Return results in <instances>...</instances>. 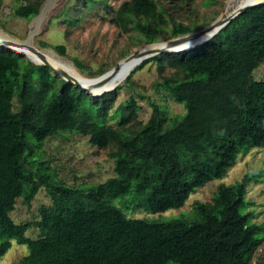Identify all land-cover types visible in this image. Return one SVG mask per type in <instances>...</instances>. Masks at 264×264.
Listing matches in <instances>:
<instances>
[{
  "label": "trees",
  "instance_id": "obj_1",
  "mask_svg": "<svg viewBox=\"0 0 264 264\" xmlns=\"http://www.w3.org/2000/svg\"><path fill=\"white\" fill-rule=\"evenodd\" d=\"M101 1L115 26L136 30L146 43L159 40L167 22L170 37L195 29L177 19L174 9L191 0H170V5L122 0L116 7ZM41 2L24 0L13 13L34 16ZM54 48L65 50L63 44ZM151 60L160 71L151 85L183 102L185 112L168 118L152 101L150 116L134 128L130 123L139 104L133 95L122 102L117 124L107 123L120 84L91 95L59 79L48 66L0 46V258L14 238L28 247L19 264H264L252 259L264 223L252 221V210H241L254 175L220 183L209 201L195 202L188 219L132 218L110 203L111 195L134 187L137 193L147 191L138 205L153 212L178 207L197 186L222 177L240 151L264 147V79L252 74L264 62V3L236 14L192 49L143 59L126 81L133 83L131 73ZM73 61L84 67L79 59ZM165 67L172 71L163 74ZM65 130L109 148L115 175L81 188L57 179L46 162L26 167L34 145L40 148L48 136ZM41 186L51 203L41 206L35 223L40 234L31 238L25 232L33 223L15 222L10 212L18 196L28 204Z\"/></svg>",
  "mask_w": 264,
  "mask_h": 264
},
{
  "label": "rangeland",
  "instance_id": "obj_2",
  "mask_svg": "<svg viewBox=\"0 0 264 264\" xmlns=\"http://www.w3.org/2000/svg\"><path fill=\"white\" fill-rule=\"evenodd\" d=\"M23 1L0 0V30L13 38L24 40L29 36L31 22L40 15L48 0H42L37 15L31 17H21L13 13V7ZM103 1L116 7L122 0ZM160 1L166 5L173 3L170 0ZM180 4L181 6L174 7L177 9V19L184 23H192L195 26L193 30H196L219 15L229 13L238 2L237 0H191L189 4L182 2ZM108 9L109 7L101 0L87 3H82L80 0H51L37 30L32 34V42L38 49L69 62L83 76H97L101 74V70L110 69L123 56L146 43L136 30L123 32L115 26L110 20ZM170 26V22H167L159 40L170 38ZM56 44L65 46L63 53L54 48ZM18 53L31 60L25 53ZM73 58L79 59L84 67L77 66ZM171 71V68L165 67L163 74ZM252 74L255 79H264V62L260 63ZM57 77L59 78L58 75ZM159 78L160 71L155 60L148 61L142 67L135 69L129 77L133 83L130 84L126 79L119 83L121 87L116 89L115 100L108 111L107 123L117 124L121 104L130 95H133L139 104L136 121L130 123L134 128L148 119L152 110V101L162 106L168 118L182 115L185 112L183 102L175 100L167 90L151 85ZM18 106L19 102L15 96L13 109L16 110ZM27 139L34 141L29 133ZM108 152L109 148H100L90 143L88 135L76 130H65L48 136L40 148L34 145V150L27 157L26 167L35 169L38 163L46 162L49 170L60 181L88 188L96 182L115 175L114 160ZM237 155L235 162L222 177L209 179L197 186L178 207L153 212L142 204L138 205L145 198L147 191L137 193L134 187L128 193L111 195L110 203L121 208L128 217L132 218L161 221L175 217L188 219L194 215L195 202L209 201L220 183H233L248 173L254 177L248 181L245 204L241 210H252L254 213L252 221L264 223V147H249ZM49 203H51L50 195L46 188L41 186L28 204L23 196H18L10 216L15 222L31 221L33 224L25 234L35 238L40 234L35 224L40 218V208ZM262 234L263 240L253 252L252 259L264 263V229ZM27 252L28 247L25 243H19L11 238V245L1 256L0 264H19ZM166 264L180 263L168 260Z\"/></svg>",
  "mask_w": 264,
  "mask_h": 264
},
{
  "label": "water",
  "instance_id": "obj_3",
  "mask_svg": "<svg viewBox=\"0 0 264 264\" xmlns=\"http://www.w3.org/2000/svg\"><path fill=\"white\" fill-rule=\"evenodd\" d=\"M264 3V0H239L237 6L232 9L227 14H221L217 18L213 19L211 22L205 24L204 26L192 30L183 34L172 36L166 40H156L152 42H147L133 50L132 52L126 54L110 69L102 72L97 76L85 77L89 82L88 85L80 83L78 80L73 79L70 75L60 69H56L52 66L50 62L43 59L41 64H44L50 68L53 74L70 81L74 86L84 89L91 95H100L105 91L113 90L120 82H122L126 76L131 72V70L139 64L143 59L148 58L154 54L160 52L169 51H181L192 49L199 44L204 43L209 40L214 34H216L224 25H226L231 18L244 11L245 9ZM37 15V14H36ZM34 15V16H36ZM33 35H29L28 38L32 39ZM23 39H16L10 36V39H0V46L11 48L15 50L13 45H22ZM32 49L40 52L38 48L31 46ZM17 51V50H15ZM24 53L23 51H18ZM32 60V59H31ZM125 64L124 70L118 73L119 67ZM117 73L118 79L108 84V80L111 74ZM95 90V91H93Z\"/></svg>",
  "mask_w": 264,
  "mask_h": 264
},
{
  "label": "bare ground",
  "instance_id": "obj_4",
  "mask_svg": "<svg viewBox=\"0 0 264 264\" xmlns=\"http://www.w3.org/2000/svg\"><path fill=\"white\" fill-rule=\"evenodd\" d=\"M50 1L51 0H48L47 5L41 11L40 15L38 17H36L31 22L29 35H32L37 30V27L40 23V20L42 19ZM238 1L239 0H237V2ZM229 2L227 3L226 8L228 7ZM0 39H10V36L7 35L5 32H3L2 30H0ZM31 46H34L31 38H26V39L22 40V45H13L15 50L23 51L26 54V56L31 58L34 62L39 63V62H42L43 59H46L48 62H50L52 64L53 67H55L56 69L63 70L68 75H70L73 79L78 80L80 83H82L84 85L89 84V82L85 79V76L80 74L71 64H69V62H66V61L60 59V57L57 58V57L53 56L51 53H49L47 51H43L41 49H38L40 51V52H38V51L32 49ZM124 68H125V64H122L119 67L118 73L120 71L124 70ZM117 79H118L117 73L111 74L109 77V80H108V84L113 82V81H116ZM93 91H95V90H93Z\"/></svg>",
  "mask_w": 264,
  "mask_h": 264
}]
</instances>
